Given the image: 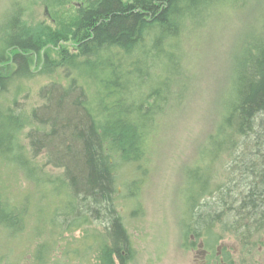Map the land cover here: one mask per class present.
Here are the masks:
<instances>
[{"label":"trees","instance_id":"trees-1","mask_svg":"<svg viewBox=\"0 0 264 264\" xmlns=\"http://www.w3.org/2000/svg\"><path fill=\"white\" fill-rule=\"evenodd\" d=\"M70 1L75 11L51 33L23 21L35 0H7L0 18V166L26 177L39 173L34 160L44 151L43 165L63 169L60 177L36 180L43 205L33 234L49 242L36 245L31 264H53L51 243L79 230L80 242L59 249L67 262L56 264H134L135 249L117 203V171L139 165L148 153L161 89L180 85L177 78L187 82L181 75L184 40L220 18L216 10L242 11L251 0ZM261 6L257 21L264 33ZM54 51L72 75L68 84L41 87L37 107L18 105L29 94L21 81L31 77L32 66L47 75L57 67L48 56ZM221 112L208 139L210 153L202 155L191 177L185 227L205 250L213 252L228 234L242 251L264 229V40L253 41L234 60ZM223 156L225 176L218 181L216 164ZM28 209V196L14 204L0 192L2 232L19 234Z\"/></svg>","mask_w":264,"mask_h":264},{"label":"rangeland","instance_id":"rangeland-1","mask_svg":"<svg viewBox=\"0 0 264 264\" xmlns=\"http://www.w3.org/2000/svg\"><path fill=\"white\" fill-rule=\"evenodd\" d=\"M262 3L263 0H251V5L242 11L216 10L214 15L221 14L220 18L212 19L196 36L190 34L184 40L183 47L187 51L183 66L186 69L181 70V75L187 82L177 78L180 85L173 82V85L161 89V97L156 100V129L152 130L148 153L139 165H124L117 171L120 190L117 203L135 249L134 264L215 263L213 257L204 258L205 249L200 246V240L187 233V195L193 188L194 169L200 167L202 155L210 153L208 139L220 122L223 103L228 99L234 60L239 58V53L240 58L244 57V50L253 41L264 40L257 21ZM58 4L56 0H35L26 8L23 21L34 31L57 32L66 25L68 13L75 11L76 3L64 0ZM6 5L7 0H0V18ZM48 56L57 66L52 73L43 74L32 66L31 77L21 81L29 90L28 96L18 99V105L22 104L25 109L37 107L43 101L37 92L44 85L57 81L66 86L71 79L72 75L64 72L59 63V53L50 52ZM23 143L29 147L26 139ZM43 155L44 151L34 160L40 168L39 173L27 177L22 171L0 166V192L5 200L17 204L25 195L29 199L23 230L11 236L0 228L3 264H31L36 245L43 240L46 244L49 242L48 236L37 239L33 234L38 224L37 208L43 205L37 193L41 184L36 186V180L38 184L44 174L60 177L63 169L43 165L46 160ZM205 160H208L207 155ZM224 162L225 156L216 164L218 181L225 176ZM81 235L80 230L65 232L60 241L51 243L52 248L55 247V250L50 247L53 261L66 263L59 249L67 244L76 245L81 241ZM216 248L227 253L232 264H264V229L255 234L242 251L241 244L228 234L223 235Z\"/></svg>","mask_w":264,"mask_h":264},{"label":"flooded vegetation","instance_id":"flooded-vegetation-1","mask_svg":"<svg viewBox=\"0 0 264 264\" xmlns=\"http://www.w3.org/2000/svg\"><path fill=\"white\" fill-rule=\"evenodd\" d=\"M200 246H202V244ZM217 248L215 247L213 252L210 250H203L204 258L213 257L215 259L214 264H232V262L229 260L230 257L229 256L226 257L225 253H221V251H217Z\"/></svg>","mask_w":264,"mask_h":264}]
</instances>
